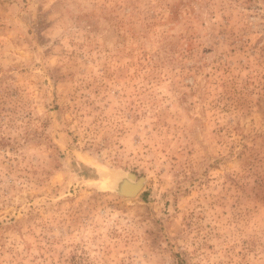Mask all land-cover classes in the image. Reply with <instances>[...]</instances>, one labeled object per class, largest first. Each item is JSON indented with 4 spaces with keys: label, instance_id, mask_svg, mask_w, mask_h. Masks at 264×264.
I'll list each match as a JSON object with an SVG mask.
<instances>
[{
    "label": "rangeland",
    "instance_id": "1",
    "mask_svg": "<svg viewBox=\"0 0 264 264\" xmlns=\"http://www.w3.org/2000/svg\"><path fill=\"white\" fill-rule=\"evenodd\" d=\"M0 264H264V0H0Z\"/></svg>",
    "mask_w": 264,
    "mask_h": 264
},
{
    "label": "bare ground",
    "instance_id": "2",
    "mask_svg": "<svg viewBox=\"0 0 264 264\" xmlns=\"http://www.w3.org/2000/svg\"><path fill=\"white\" fill-rule=\"evenodd\" d=\"M130 180L131 178L128 177V175L121 174L111 179L110 180L111 183L109 184L112 189L117 190L118 192L130 193L131 191H134L133 194H135L138 188L141 186V180L135 183H132V181ZM126 197L129 198V195Z\"/></svg>",
    "mask_w": 264,
    "mask_h": 264
},
{
    "label": "water",
    "instance_id": "3",
    "mask_svg": "<svg viewBox=\"0 0 264 264\" xmlns=\"http://www.w3.org/2000/svg\"><path fill=\"white\" fill-rule=\"evenodd\" d=\"M128 177H130L131 179H133L134 178V175L133 174H128ZM141 181H142V179H140ZM139 180V181H140ZM124 193V192H123ZM134 193V191H131L130 193H124V194H126V196H128V195H131V194H133Z\"/></svg>",
    "mask_w": 264,
    "mask_h": 264
}]
</instances>
